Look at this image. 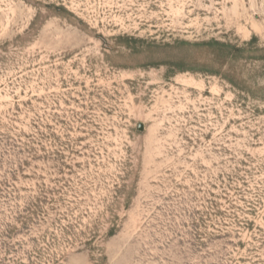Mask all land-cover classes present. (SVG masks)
<instances>
[{
  "label": "rangeland",
  "instance_id": "obj_1",
  "mask_svg": "<svg viewBox=\"0 0 264 264\" xmlns=\"http://www.w3.org/2000/svg\"><path fill=\"white\" fill-rule=\"evenodd\" d=\"M0 264H264V0H0Z\"/></svg>",
  "mask_w": 264,
  "mask_h": 264
},
{
  "label": "trees",
  "instance_id": "obj_2",
  "mask_svg": "<svg viewBox=\"0 0 264 264\" xmlns=\"http://www.w3.org/2000/svg\"><path fill=\"white\" fill-rule=\"evenodd\" d=\"M114 232H115V228L112 226V227L109 229L108 234H109V235H112Z\"/></svg>",
  "mask_w": 264,
  "mask_h": 264
},
{
  "label": "water",
  "instance_id": "obj_3",
  "mask_svg": "<svg viewBox=\"0 0 264 264\" xmlns=\"http://www.w3.org/2000/svg\"><path fill=\"white\" fill-rule=\"evenodd\" d=\"M138 128L140 129L141 128V125H139Z\"/></svg>",
  "mask_w": 264,
  "mask_h": 264
}]
</instances>
